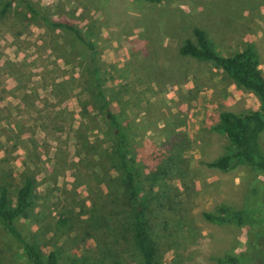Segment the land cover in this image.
<instances>
[{
    "label": "rangeland",
    "instance_id": "rangeland-1",
    "mask_svg": "<svg viewBox=\"0 0 264 264\" xmlns=\"http://www.w3.org/2000/svg\"><path fill=\"white\" fill-rule=\"evenodd\" d=\"M28 1L74 23L94 44L103 91L149 201L158 260L264 264V172L244 163L228 171L206 166L229 151L226 136L212 129L219 112L257 110L259 101L220 68L179 54L199 27L219 55L253 46L264 73V0ZM86 53L20 2L0 16V185L13 195L25 176L34 179L35 206L22 221L45 255L57 250L73 259L88 243L94 253L111 249V264H141L124 213L98 237L83 229L92 209L111 199L121 208L124 200L105 116L90 104ZM259 145L264 153V132ZM218 206L254 210L259 223L206 221L202 214ZM65 217L69 231L56 227ZM0 264H26L1 226Z\"/></svg>",
    "mask_w": 264,
    "mask_h": 264
},
{
    "label": "trees",
    "instance_id": "trees-1",
    "mask_svg": "<svg viewBox=\"0 0 264 264\" xmlns=\"http://www.w3.org/2000/svg\"><path fill=\"white\" fill-rule=\"evenodd\" d=\"M22 3L28 12L38 18L44 26L53 30H60L72 36L81 43L85 54V68L87 69V86L92 91L90 104L95 111H101L106 120L110 135L111 149L114 159L119 164L117 188L123 191L121 208L115 199L105 203L100 212L92 209L91 218L85 229L86 237H98L111 227V224L124 213L125 221L131 235L133 247L141 264H162L157 258L155 243L150 236L149 201L142 191V179L135 167L136 163L128 146V137L116 115L111 110V103L105 95L100 81V59L94 44L89 41L82 30L67 20H55L40 13L32 7L28 0H0V16L5 15L11 2ZM157 3L160 0H146ZM194 42L189 39L183 41L179 48L181 56H188L194 60L208 62L220 68L234 83L246 92L253 93L258 101L257 110H247L235 113L222 110L218 114V123L212 129L226 136L229 141V151L214 161L206 163L209 168L228 171L238 163L248 164L264 172V153L259 145V137L264 132V73L259 64V58L253 46H246L230 56L217 54L209 42L206 32L195 27L193 29ZM34 179L23 178L22 184L12 195L8 187L0 185V226L13 244L22 252L26 264H111L113 260L111 249H101L95 253L87 243L85 254L71 259L61 255L57 250L45 255L33 241L30 231L22 220L29 218L34 209L31 198ZM122 209V210H120ZM122 211V212H120ZM254 210H237L228 206H218L216 212H204L203 218L211 223L237 224L254 226L259 220L254 217ZM67 217L56 222V227L62 231H69L72 225ZM100 253V254H99ZM220 263L238 264L236 257L219 260Z\"/></svg>",
    "mask_w": 264,
    "mask_h": 264
}]
</instances>
